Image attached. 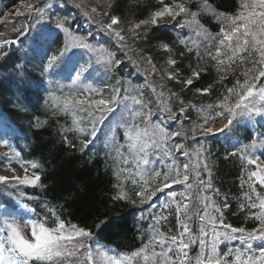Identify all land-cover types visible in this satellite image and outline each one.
<instances>
[{
  "label": "snow or ice",
  "instance_id": "1",
  "mask_svg": "<svg viewBox=\"0 0 264 264\" xmlns=\"http://www.w3.org/2000/svg\"><path fill=\"white\" fill-rule=\"evenodd\" d=\"M141 2L103 0L104 7H88L85 0H71L75 11L70 15L58 14L59 9L66 7L64 0H38L35 4H25V11L16 13L17 16H25V21L12 29L16 35L9 38L0 33V71L13 79L7 102L14 108H21L18 101L24 99L26 105L27 94L35 84L27 69V52L25 56L17 53L23 51L25 42L29 49L41 53L39 71L50 83L55 79L59 84V91L63 95L59 110L73 116L72 125L66 126L65 132L60 133L61 143L65 147H75L69 137L73 132L80 134L78 138L83 148L87 149L99 139L106 126L112 127L114 132L123 131L125 142L134 150V155L130 161L121 152L123 145H114L123 167L117 175V194L111 196L110 200L113 206L120 201L135 205L136 198H139L140 204L148 205L141 210L139 217L141 221H152L148 241H142L141 247L131 253L119 254L116 249L101 243L99 232L110 226L119 229L124 217L111 216L94 222L97 231L93 232L92 226L87 223L65 219L63 205H50L40 201L39 196H28L21 186L45 188L41 181L43 165H39L41 171H38V163L25 162L22 157L16 156L15 161H19L25 175H16L17 170L11 167L0 174V193L9 198L0 199V264H193L190 252L197 244L200 251L195 256L194 264H264V193L256 188L257 184L264 188V132L254 131L250 143L235 140L232 147L226 149V158L239 156L242 172L247 168V178L240 181L246 203L240 207L242 211H248L246 219L252 221L250 227H233L225 222L224 212L230 210L228 198L225 196L222 206L217 205L219 190L214 189L211 179L205 181L201 175L206 172L211 177L208 161L210 149H205L201 140L206 141L207 137L223 134L226 130L233 132L240 122L238 118L247 117L249 121H254L257 116L264 118V0H240L238 5H233L237 11L230 14L219 10L217 0H200L197 12L191 10L186 0H172L171 3L159 0L158 4L151 6L154 11L145 19L132 23L127 33L122 34L125 33L122 12L127 9L133 16L142 13ZM53 8H57L58 12L53 13ZM201 13L219 22L218 33L211 35L208 32L200 22ZM164 17H171L174 28L179 30V43L189 53L192 51L190 44L195 41H192L191 35H183L185 28L207 41V54L215 61L219 76L217 83L223 84L227 75H236L237 70L244 77L241 81L237 76L231 87L224 85L223 98L216 105L207 106L215 110L214 117L208 114L202 117V123L193 122L191 148L186 142H177V138L188 139L183 126L187 109L192 106L185 105L177 93L170 91V97L178 100L180 105L179 112H173L170 101L164 99L163 87L157 94L146 71L142 86H132L133 82L129 80V87L121 88L118 80L111 87L105 81H101L103 87H97L92 79L94 72L102 70L105 77H111L124 66V60L113 56L106 44L98 41L93 44L96 33L114 40L121 48H127L128 35L135 43L141 35L147 36L150 31L173 27L158 23ZM82 23L89 29L96 25V33L89 30L86 34H79ZM141 29L145 31L141 32ZM61 33L65 36V42L53 50L52 46L57 43ZM158 39L161 40L158 49L167 55L166 65L172 66L167 70L168 81L175 80L187 89L202 79L201 73L205 69L192 68L191 65V74L183 78L177 59L172 55V46L163 42L162 38ZM75 49H79L82 55L87 54V59L76 61L71 68H67ZM97 52L101 54L97 55ZM146 62L152 66V73L155 74L158 69L151 55L146 57ZM214 86L209 84L195 90L208 94ZM145 88H151V92L157 96L156 103L163 106L157 108L155 113L152 111L153 100L146 97ZM45 91L49 95L54 94L51 88ZM165 113L168 115L165 116ZM154 116L157 118L154 119ZM136 117H140L143 130ZM217 119L227 122L214 132L210 125ZM165 120L179 125L178 130H172ZM36 122L40 123L38 118ZM0 143L6 148L12 147L3 133H0ZM150 149H155V152L150 153ZM193 153L195 163L192 162ZM181 157L187 161L182 169ZM15 161L7 158L0 160V164L11 165ZM132 165L135 166L134 171ZM248 166H253L254 170ZM9 172L13 174L9 175ZM124 173L127 174L126 181L130 180L133 186L131 194L120 183V175ZM190 173H194V182L201 191L212 193V196L202 197L204 211L199 214V225L195 230L187 202L194 187V182H190ZM175 185L183 186V190H174ZM245 186L247 191H243ZM25 197L40 203L31 206L24 202ZM161 198L163 202L158 203ZM173 204L176 224L174 228H165L170 223ZM256 209L258 211H252ZM20 223L24 226L21 227ZM233 241H238V244L229 246L221 254L218 250L220 244H231Z\"/></svg>",
  "mask_w": 264,
  "mask_h": 264
},
{
  "label": "trees",
  "instance_id": "2",
  "mask_svg": "<svg viewBox=\"0 0 264 264\" xmlns=\"http://www.w3.org/2000/svg\"><path fill=\"white\" fill-rule=\"evenodd\" d=\"M33 2L37 3L38 0H0V29L6 31L9 37H14L16 34L12 31L13 27L23 23L25 16H13L14 20L10 24H7L8 19H10L8 13L14 8H19L20 12H24V5L28 3L33 4ZM128 2L135 3V0H128ZM165 2L171 3L172 0H165ZM186 2L193 12L198 11L200 0H186ZM217 2L220 6L219 10L230 14L237 11L233 5H238L240 1L217 0ZM64 3L66 7L59 9V12L57 8H53L51 11L53 13L58 12L59 15H67L69 11H75L71 7L69 8L66 0H64ZM158 3L159 0H142L140 7L143 11L142 13H137L135 16L125 9L122 12V16L125 18L122 22L125 33L122 34L127 33L132 23L145 19L151 11L155 10L151 6ZM200 22L208 29L211 35H215L220 31V24L214 17L201 13ZM171 25L173 27L150 31V34L147 36L141 35L140 39L136 40L135 43L132 42L130 35H128L126 39L127 48H121L114 40L96 33V25H93L94 28L91 31L96 33L93 44L95 45L97 41L101 44H106L112 51L113 56L124 60V66L117 69L111 77H105L99 71V74L94 76V80L97 87H103L101 81H105L111 87L116 85L118 80L121 82L118 86L121 88L129 87V80L133 82L132 86H142L145 84L144 73L146 71L149 74V81L157 89V94L163 87L164 99L170 101V107L173 112L178 113L180 105L178 100L170 97V91L177 93L185 105L192 106L187 109V119L184 121L183 126V131L188 133V139L184 141L182 137L177 138V142H186L191 148L193 146L191 135L193 122L196 124L202 123V117L208 114L214 117L215 110L208 109L207 106L209 104L216 105L223 98V93L225 92L224 85L231 87L237 76H239L241 81H243L244 77L237 70L236 75L229 73L223 84L217 83L219 76L216 71L215 61L207 54V42L203 41L200 45L190 44L192 51L189 53L184 45L179 43V30L174 28V23ZM140 31L143 32L145 29H141ZM74 34H76L75 29ZM79 34L86 33L79 30ZM183 35L188 36L184 30ZM158 38H162L163 42L172 46V55L177 59V63L183 73V78L186 79L191 74L189 68V65H191L192 68L205 69L201 73L202 79L187 89L183 84L177 83L175 80L168 81L167 70L172 66L166 65L167 55L163 50L158 49L157 46L161 43V40ZM64 42L65 36L61 33L52 49L55 50L61 47ZM25 52H27V56H25ZM125 52H127V55H125ZM181 52L184 53L183 56L180 55ZM197 52H199V60L197 59ZM212 52L213 54L215 53L214 48ZM100 54L97 52V55ZM17 55L25 56V59L29 61L27 69L34 79L35 86L27 94L26 105L25 100L21 99L18 103L22 107L14 108L7 102L9 90L13 88V79L0 71V118L7 120L15 126L20 135H15L9 130L1 133L6 134L12 150L22 157L25 162L38 163V171H41L39 165H43L41 181L45 185L43 189L26 187L23 189V192L28 196H39L40 201H46L50 205H63L65 219H71L73 222L81 224L87 223L92 226L93 232L97 231L94 222L111 216L124 217L119 229L115 226H110L100 230L101 243L107 244L109 248L116 249L119 254H128L135 251L141 247L142 241L145 243L148 241L151 235L149 225L152 221L150 219L144 221L139 219L141 210L146 209L148 206L147 204H140L139 198H136L137 203L135 205L120 201L113 206V202L110 200L111 196L117 194L115 187L117 175L120 168L123 167L122 161L118 159L114 145H123L121 149L122 154L130 161L133 158L132 153L128 152L129 146L125 142L123 131L115 133L116 135L111 141V151L108 148H103L101 142L97 140L89 145L87 149L83 148L81 140L78 138L80 134L75 132L69 134L75 147H65L61 143L60 133L65 132L66 126L70 127L72 125L73 116L60 111L59 108H54L48 102L47 97L49 93L45 91V77L39 71L41 53L29 49L28 43L25 42L23 51L17 53ZM149 55L152 56L153 63L158 69L155 74L152 73V66L146 62V57ZM71 60L82 62L86 58L79 56V58L73 57ZM209 84L215 85L210 93L201 94L196 92V87H207ZM143 91L146 97L152 98V111L154 113L157 111V108L163 107L156 103L157 96L151 92V88H145ZM200 109H204L205 111L201 112ZM164 115L167 116L168 113ZM37 118L39 119V124L36 122ZM153 118L156 119L157 117L154 116ZM135 119L141 125V130H143L144 125L141 123L140 117H136ZM219 121L224 120L217 119L210 126ZM239 121L233 132L229 133L226 130L223 134L217 133L214 137H207L206 141L201 140L204 148L210 149L208 161L211 165V177L206 172H202L201 175L205 181L211 179L214 189L219 190V196L216 197L217 205L222 206L225 196L228 198L230 210L224 212L225 222L233 227L247 228L250 227L252 221L246 219L248 211H242L240 207L242 203H246L240 181L247 178V168L242 172V162L239 156L226 158V149H230L235 140H239L241 143H250L251 134L254 131L264 132V119L254 120L250 123L248 120L239 118ZM165 123L172 130H178L179 128V125L170 121L165 120ZM196 146L198 147V145ZM149 151L153 153L155 149H150ZM153 159H155L154 156ZM180 159L182 169L183 163L187 161L183 157ZM192 162L195 163V153H193ZM157 167L159 168L160 165H157ZM248 167L254 170L253 166ZM132 170H135L134 165H132ZM30 173L31 168H29ZM126 176V173L120 175V183L131 194L133 186L130 180L126 181ZM194 181V173H190V182ZM256 188L257 191L264 193V188H261L258 184ZM174 190L182 191L183 186L175 185ZM198 191L199 196L197 195ZM243 191H247L246 186ZM205 195L212 196V193L201 191L194 182V187L187 201L189 204V214L192 215L191 223L194 230L199 225V214L204 211L202 197ZM177 199H180V197ZM40 201L24 198V202L31 206H38ZM160 202H163V198H161V201H158V203ZM252 211H258V209ZM69 213L71 214L70 216L68 215ZM169 220L170 223L165 225V228H174L176 224L174 204L171 206ZM237 244L238 241H233L231 244L222 243L218 250L222 254L229 246ZM199 251V245H194L190 252L193 264L195 256Z\"/></svg>",
  "mask_w": 264,
  "mask_h": 264
},
{
  "label": "rangeland",
  "instance_id": "3",
  "mask_svg": "<svg viewBox=\"0 0 264 264\" xmlns=\"http://www.w3.org/2000/svg\"><path fill=\"white\" fill-rule=\"evenodd\" d=\"M240 1V0H239ZM66 2L68 3L69 5V8L71 7L73 10H75L74 6L72 5L71 3V0H66ZM33 4H35V2H33ZM85 4L86 6L88 7H91V6H98V7H104L103 5V0H85ZM200 4V2L198 3ZM20 12V9L19 8H14L12 9L8 14V16H10V19H8V23L7 24H10L14 19H13V16H17L16 13L17 12ZM71 12L69 11V13L67 15H70ZM205 14V13H204ZM208 15V14H207ZM210 16V15H209ZM212 17V16H211ZM177 19L179 20L180 17H177ZM215 19V18H214ZM159 24H172L174 23L171 19V17H164V18H161L159 21H158ZM94 28V26L91 27V29L88 28L87 25L85 24H81L79 26V30H82L84 31L85 33L89 30H92ZM96 31V30H95ZM184 31H186V33L189 35H191V38H192V41H195V43H191V44H194V45H200V43H202L203 41H206L204 40L203 37H196L195 33L194 32H191L190 33V30L188 28H185ZM0 33L4 34L5 37H9V34L6 33V31L4 30H1L0 29ZM10 38V37H9ZM207 42V41H206ZM79 56H83L84 58L87 59V54H84L82 55L80 50L79 49H75V55H73L71 58L75 57V58H79ZM75 61H72L71 59L68 61V65H67V68H71L72 64L74 63ZM66 71L65 70V74H66ZM100 73H103L102 70L100 71ZM96 74H99V71L97 72H94L92 74V79H94L95 75ZM67 81H65L66 83ZM91 82V80L89 81ZM45 86L46 88H51L52 89V92L54 93L53 95H48L47 97V100L48 102L54 107V108H59L58 106L60 104H62V100H63V95L62 93L59 91V84L55 81V79L50 83L48 78L45 77ZM65 92L67 91V89L64 90ZM239 119V118H238ZM241 119H244V120H248L247 117H243ZM261 119H264L262 117H255V120H261ZM227 121L224 120V121H219L217 123H214L211 127L213 128L214 132L217 128H220L222 126L223 123H226ZM248 122H253V121H249ZM116 132L113 131L112 127H109V126H106L103 131L99 134V139H97V141H100L101 144L103 145V148H108L109 151H111L112 149V140L113 138L115 137V134ZM117 137V136H116ZM111 143V144H110ZM110 144V145H109ZM128 152H131L132 155H134V150L133 149H128ZM17 156V154L12 150V148H6L4 146L3 143H0V160H3V159H7V158H11L15 161V157ZM8 167H11V168H15L17 171H16V175H19V176H23L25 175L24 173V170L19 166V161H15L13 162L11 165H8V164H0V174H2V171L4 172L6 170V168ZM9 175H12L13 173L9 172L8 173ZM22 187V191L23 189H25L26 187ZM26 198V197H25ZM0 199L2 200H6V199H9L5 194L3 193H0ZM24 199V198H23ZM14 202V201H13ZM20 226L23 227V223H20ZM258 243V242H257ZM95 247V246H94ZM234 247V246H233ZM108 255H111V253H108Z\"/></svg>",
  "mask_w": 264,
  "mask_h": 264
},
{
  "label": "bare ground",
  "instance_id": "4",
  "mask_svg": "<svg viewBox=\"0 0 264 264\" xmlns=\"http://www.w3.org/2000/svg\"><path fill=\"white\" fill-rule=\"evenodd\" d=\"M2 174H4V172L2 171Z\"/></svg>",
  "mask_w": 264,
  "mask_h": 264
}]
</instances>
